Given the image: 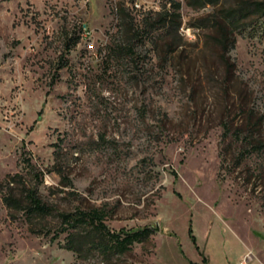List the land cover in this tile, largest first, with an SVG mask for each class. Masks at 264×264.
<instances>
[{
  "label": "rangeland",
  "instance_id": "rangeland-1",
  "mask_svg": "<svg viewBox=\"0 0 264 264\" xmlns=\"http://www.w3.org/2000/svg\"><path fill=\"white\" fill-rule=\"evenodd\" d=\"M169 1L0 0V264H264V150L238 163L231 138L264 140V16L224 52L223 10L252 0H175L171 49L143 20ZM29 187L59 211L104 209L113 232L158 229L82 259L51 239L55 215L32 233L3 203Z\"/></svg>",
  "mask_w": 264,
  "mask_h": 264
},
{
  "label": "trees",
  "instance_id": "trees-1",
  "mask_svg": "<svg viewBox=\"0 0 264 264\" xmlns=\"http://www.w3.org/2000/svg\"><path fill=\"white\" fill-rule=\"evenodd\" d=\"M216 1L189 0L188 5L203 7L205 4H213ZM169 3V8L164 6L160 11L146 13L143 20H145V24L149 27L168 28L169 33H171L170 48L173 49L179 45L180 41L178 33L181 25L180 3L175 0H170ZM222 13V31L219 32L217 41L223 51L227 52V45L232 46L234 44L233 30H238L237 28L245 18L250 15L264 16V0L244 1L236 7L223 10ZM116 14L120 15L121 20L129 16L124 7H117ZM223 58L226 59V57ZM223 127V133L227 136L229 129L226 124ZM249 135H242L239 129H236L231 135L233 140L242 144V148H240L235 158L238 163L246 155L251 154L252 151L264 150V140L251 141V135ZM2 201L8 209L17 212L21 211L24 214L26 220L29 222V231L32 233L40 232L45 234L51 232L50 229L45 231L39 229L42 226L38 228L33 222L36 219L44 220L46 217L55 215L58 219V225L51 239L55 240L59 233H66L63 247L82 259L94 253L100 254L105 259L122 255L129 251L134 243L146 240L153 232L149 226L131 231L120 230L119 232H113L105 224L107 215L104 209L91 208L89 210L75 209L69 212L59 211L54 206L44 202L36 189L30 187L25 190L21 197L5 194L2 196Z\"/></svg>",
  "mask_w": 264,
  "mask_h": 264
},
{
  "label": "built area",
  "instance_id": "built-area-1",
  "mask_svg": "<svg viewBox=\"0 0 264 264\" xmlns=\"http://www.w3.org/2000/svg\"><path fill=\"white\" fill-rule=\"evenodd\" d=\"M84 1H87V0H84ZM133 5L135 8H141V5L137 2H135ZM240 264H243V262H241Z\"/></svg>",
  "mask_w": 264,
  "mask_h": 264
},
{
  "label": "water",
  "instance_id": "water-1",
  "mask_svg": "<svg viewBox=\"0 0 264 264\" xmlns=\"http://www.w3.org/2000/svg\"><path fill=\"white\" fill-rule=\"evenodd\" d=\"M152 230H154V229H158V225H156L154 228L153 227H150Z\"/></svg>",
  "mask_w": 264,
  "mask_h": 264
}]
</instances>
